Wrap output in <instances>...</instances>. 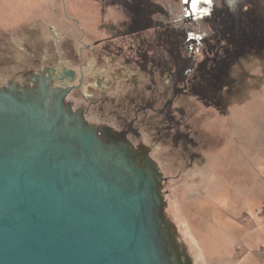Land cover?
<instances>
[{
	"label": "water",
	"instance_id": "1",
	"mask_svg": "<svg viewBox=\"0 0 264 264\" xmlns=\"http://www.w3.org/2000/svg\"><path fill=\"white\" fill-rule=\"evenodd\" d=\"M49 57L0 59V264H206L157 148Z\"/></svg>",
	"mask_w": 264,
	"mask_h": 264
},
{
	"label": "rangeland",
	"instance_id": "2",
	"mask_svg": "<svg viewBox=\"0 0 264 264\" xmlns=\"http://www.w3.org/2000/svg\"><path fill=\"white\" fill-rule=\"evenodd\" d=\"M105 1L0 0V59L29 58L35 62L46 54L26 53L25 49L33 48L51 50L54 57L61 52L75 65L80 55L105 62L102 45L80 53L84 44H93L106 35L100 21ZM229 1L228 5L224 3ZM218 3L223 4V11L217 7L208 15L217 20L214 26L219 37L240 44L236 59L220 62L235 47L218 39L213 53L203 54L210 57V63L198 71L209 77L202 86L208 93L194 88L192 95H178L170 109L161 111L157 118L147 120L144 116L143 120L159 126L160 131L152 134L160 138L154 142L156 148L161 146L156 150L159 158L169 161L161 154L172 150L168 143L172 131L166 125L180 130L176 134L187 133L195 142L192 144L197 154H193L194 162L189 167L179 163L175 167L171 160L174 167L163 170L173 178L170 189L206 264H264V0ZM201 10V6L193 10V19H202L196 14ZM178 17L185 22L181 15ZM54 31L60 35L56 45L49 40L55 36ZM223 46L228 47L227 53L222 51ZM133 71L129 72L130 80L126 81L127 76L121 83L125 93L118 95L120 100H126V93L133 96L144 92L140 89L141 75L134 77ZM194 87H200L198 80ZM113 107L118 106L102 105L99 114Z\"/></svg>",
	"mask_w": 264,
	"mask_h": 264
},
{
	"label": "flooded vegetation",
	"instance_id": "3",
	"mask_svg": "<svg viewBox=\"0 0 264 264\" xmlns=\"http://www.w3.org/2000/svg\"><path fill=\"white\" fill-rule=\"evenodd\" d=\"M107 1L109 0L105 1L107 6L101 11L100 17L103 23L102 30L107 36L103 35V38L96 40L93 44H84L80 51L82 53L87 49L92 50L94 45H102L101 53H105V62L98 57L87 59L80 55L81 59L75 65L69 62L61 52H58L55 58L53 52L48 49L44 51L29 48L25 51L26 53H46L50 55L48 62L64 63L75 72V80L72 83L74 89L71 93L75 102L85 105L96 114L101 112L102 105L121 107L122 116L127 123L140 130L146 142L156 147L154 142L160 138L152 134L156 130L160 131L159 126L144 123L146 121L143 117L148 116L147 120L157 118L161 111L170 109L178 95L182 96L188 92L192 95L194 88L201 93H208V89H203L202 86L209 77L198 73L210 63H207L210 57L204 58L203 54L213 53L212 49L216 47L214 42L222 39L227 45L235 47L233 52H229V57L222 56L224 60L220 62L226 64V60L236 59L237 53L240 52V44L238 45L236 40L232 42L229 37H219L216 31L218 28L214 26L217 20L208 15V11L215 10L217 7L222 8L221 12L223 11L224 7H221L223 4L220 5L219 0H210V2L207 0ZM224 3L228 5L230 1ZM199 6L202 10L196 14L201 15L202 19H197L198 24L197 20L193 19L195 14L193 10H198ZM179 15L185 22L180 21ZM220 23L222 24V21ZM232 31L233 37L236 38L234 30ZM54 35L49 40L56 45L60 42V35L57 31H54ZM221 49L224 53L228 51V47L225 46ZM210 69L214 70V66H210ZM132 70H134L132 74L134 77L141 75L140 89L144 92L133 96L126 93L127 97H124L126 100L122 97L121 102L118 95L125 93L121 83L127 76L126 81L130 80L129 72ZM205 70H209V67ZM197 80L200 87H194ZM170 115L174 116L172 111ZM139 124H143L144 127ZM165 127L172 131V134L168 135V143L172 150L161 155L167 157L169 161L162 159L161 156L157 157L160 154L158 151L153 154V157L160 162L165 171L171 166L174 167L171 160L175 161V167L178 163L181 167L186 165L189 167L194 162L193 154H197L193 147L194 140L189 139L187 133L182 130L181 134H176L180 130L168 125ZM144 129L149 132L148 135ZM161 140L163 143L164 139ZM159 146L158 144L157 149Z\"/></svg>",
	"mask_w": 264,
	"mask_h": 264
},
{
	"label": "snow or ice",
	"instance_id": "4",
	"mask_svg": "<svg viewBox=\"0 0 264 264\" xmlns=\"http://www.w3.org/2000/svg\"><path fill=\"white\" fill-rule=\"evenodd\" d=\"M186 2H187V0H186ZM207 2H210V0H207Z\"/></svg>",
	"mask_w": 264,
	"mask_h": 264
},
{
	"label": "bare ground",
	"instance_id": "5",
	"mask_svg": "<svg viewBox=\"0 0 264 264\" xmlns=\"http://www.w3.org/2000/svg\"><path fill=\"white\" fill-rule=\"evenodd\" d=\"M96 71V70H95ZM88 72V71H87ZM119 99V98H118Z\"/></svg>",
	"mask_w": 264,
	"mask_h": 264
}]
</instances>
